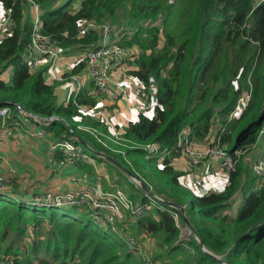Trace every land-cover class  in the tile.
<instances>
[{
	"label": "trees",
	"instance_id": "16d2710c",
	"mask_svg": "<svg viewBox=\"0 0 264 264\" xmlns=\"http://www.w3.org/2000/svg\"><path fill=\"white\" fill-rule=\"evenodd\" d=\"M33 1L42 7L44 34L62 49L83 50L97 44V32L79 37L84 21L109 22L122 46L140 49L130 74L148 89L156 87L157 107L155 116L141 115L129 125L125 135L129 143H158L162 149H171L188 130L193 141L204 145L219 124L224 128L221 145L229 154H235L237 142V150L247 152L222 192L197 196L180 183L185 172L174 162L181 155L172 154L160 163L157 157L148 158L143 149H126L123 157L118 153L124 150L121 146L106 139L109 147H105L90 133L78 130L74 118L109 133L101 121L87 118L78 108L98 104L88 91L58 104V83L45 81L48 68L32 74L24 64L33 31L28 0H0L14 21L11 35L0 43V108L18 104L33 114L62 118L94 151L120 163L163 197L164 210L152 209L137 221L128 218L123 231L142 246L144 237L156 238L162 253L153 257L155 262L168 258L178 264H264V178L244 166L264 126V1L66 0L58 7L53 0ZM84 67L80 64L71 74ZM11 68V80L6 82L2 76ZM246 92L247 104L238 113ZM53 126L60 133L68 131L62 122ZM92 156L116 170L113 180L128 177L113 162ZM83 163L81 167L97 180L94 165ZM131 190L135 202L150 201L143 190L133 185ZM19 191L0 193V263L10 256L15 264H142L121 235L100 227L83 209L35 206L26 192ZM238 193L243 201L236 206ZM233 210L235 215L230 214ZM186 220L207 251L221 260L203 251L194 233L188 240L181 238L180 227L187 226Z\"/></svg>",
	"mask_w": 264,
	"mask_h": 264
},
{
	"label": "built area",
	"instance_id": "2783aa9c",
	"mask_svg": "<svg viewBox=\"0 0 264 264\" xmlns=\"http://www.w3.org/2000/svg\"><path fill=\"white\" fill-rule=\"evenodd\" d=\"M263 1L257 0L258 3ZM28 2L30 4L29 7L34 10L33 31L23 57L24 64L28 67L29 72L33 74L44 65L50 63L48 71L52 78L63 79L56 77V67H58L60 62H65L64 60L62 61L65 49L60 48L53 38L44 34L41 5L33 0H28ZM170 3L172 4L173 0H170ZM0 5L2 6L1 3ZM52 5H55V1ZM1 9L3 12L0 13V43L11 35L14 27L12 12L6 10L3 6ZM91 31L99 33L98 42L96 45L87 46L82 56L73 62L69 79L75 88L74 99L84 91L88 82H92L93 90L89 94L95 98L98 104L94 107L78 106V108L84 116H90L110 127L111 133L105 134L98 129L83 126H78V130L90 133L98 143L105 147H109L106 139L121 146L124 150H119L118 153H121L123 157H126V149H143L147 152L148 158L157 157L161 163L165 158L172 156V154H179L187 160L188 170H194L198 173L195 177V184L198 187H203V177L208 173L216 175L220 171L229 173L236 171L240 160L247 150H236L234 155L229 154L228 149L221 145L220 134L223 133L224 128L219 124L213 129L212 140L204 145L193 141L188 130H184L181 133L179 141L171 149H162L158 143L145 145L129 143L125 139L126 130L131 123L137 122L139 117L138 120L128 124L115 125L109 120L104 109L99 106V102L108 99L116 104L125 100L128 102V111L131 114L137 111L138 116L148 115L153 110L151 99L153 96L156 97V88L152 86L148 89L142 81L130 74L134 69L132 63L137 59L136 52L133 48L122 46L119 43L117 29H114L108 22L99 24L95 21H84L80 23L79 37H84ZM82 63L85 64V67L78 74H71ZM118 70H120L118 75L121 76V79L115 81L114 76ZM135 80H138L143 86L135 84ZM126 84L134 87L138 102L129 104L131 94ZM246 104L247 100L242 98L239 101L236 112L241 106L243 108ZM156 107L151 116H155ZM58 122H62L68 127V131L62 134L51 147L60 156L59 164L61 166L78 165L83 162H89L97 169L96 159L81 143L84 139L74 134L67 121L54 115L42 116L30 113L18 104L5 105L0 108V132L2 130L9 133L18 131L33 137L46 139L49 130ZM262 138L264 139V126L259 134L257 143ZM90 147L92 148V146ZM97 157L107 159L106 156ZM252 171L259 179L264 178V153L253 163ZM97 177L98 179L93 184L88 185L82 191H66L62 193L46 191L34 196L32 203L35 206L46 208L79 207L100 227L121 235L129 248L140 257L142 264H157L153 256L139 243V239L125 234L123 232L125 228H122V226L127 218L137 221L152 209L164 210V205L167 204L166 200L154 194L153 197H150L151 199L148 203H137L121 190L119 184L110 183L109 181L107 184L109 189H107L103 182V179L107 177L100 175L98 171ZM134 184L137 190H143L142 180L134 179ZM7 189L5 178L0 173V193L5 192ZM176 219H178V215H176ZM180 229L181 238L184 240H188L193 234L188 226L180 227ZM0 264H15V261L14 258L8 256Z\"/></svg>",
	"mask_w": 264,
	"mask_h": 264
},
{
	"label": "crops",
	"instance_id": "0c3cea01",
	"mask_svg": "<svg viewBox=\"0 0 264 264\" xmlns=\"http://www.w3.org/2000/svg\"><path fill=\"white\" fill-rule=\"evenodd\" d=\"M54 1L56 7H58L60 5H58V0ZM33 12V8L29 7L27 9V14H29V16ZM132 48L135 50L136 58L138 59L141 54L140 49L137 47ZM78 52H82L83 54L84 51L80 47H74L65 49V51L63 52L64 58L62 59V61L66 58L67 54H76V56H74V54L70 55L74 56L71 58L67 56L70 59H68L67 62H60L58 64V67H56V77L63 79L52 78V75L49 74V71H47V73L45 74V81L47 84L52 85L54 83H58L55 91L58 104H67L68 99L72 94V86L68 85L66 87H62L61 85L67 82V80H70L69 75L73 62L80 56H82V54L78 55L80 54ZM137 59H135V61L132 63V66H134V63ZM49 67L50 63L44 65L42 68H48L49 70ZM119 71L120 70H118L114 76L115 81L121 79V76L118 75ZM11 74L12 68L9 69L7 73L2 76V78H4L6 82H10L12 77ZM92 85V82H88L86 84V87L84 88V91L91 92L93 90ZM107 100L108 99H104V101ZM104 101L99 102V106H102V103ZM110 102V106L115 105L114 102ZM129 114L131 117L134 116V113L131 114L129 112ZM88 117L93 119L90 116H87V118ZM138 117L139 116L137 115L135 121L138 120ZM128 123L119 122L118 124ZM78 126H83L86 128L91 127L88 124ZM66 132L67 131L60 133L57 131V128L53 126L49 130L48 137L46 139H42L27 135L23 132L16 131L9 133L2 130L0 132V173L5 178L8 189L13 190L14 188H17L18 191L20 190V193L28 194V200H32L34 196L43 193L44 190L55 193H62L66 191L79 192L86 188L88 185L93 184L96 181V176L89 174L88 169L81 167V164L84 163L78 165L62 166L59 164L60 156L55 153L51 147L52 144L55 143L58 138ZM255 148L256 153L251 155L248 160V168H246L250 171H252L253 163L264 153L263 138L253 149ZM174 166L183 172H186L188 170V162L183 157H179L178 159H176L174 162ZM106 167L110 166H108L107 164ZM93 168L95 169V167ZM109 173L111 177L115 175L111 167ZM104 186L109 189L106 182H104ZM43 187H45V189ZM122 228H127L125 222ZM144 238L146 240H142V244L147 252H149L151 255L153 254V257L162 253V251L158 247V242L156 239L153 238L154 240H152V237L150 236H146ZM178 259L180 260L181 256H179ZM172 262L173 260L168 258L164 262L156 261L157 264H174V262Z\"/></svg>",
	"mask_w": 264,
	"mask_h": 264
},
{
	"label": "rangeland",
	"instance_id": "374dc122",
	"mask_svg": "<svg viewBox=\"0 0 264 264\" xmlns=\"http://www.w3.org/2000/svg\"><path fill=\"white\" fill-rule=\"evenodd\" d=\"M80 1H82V0H80ZM65 3H66V0H58V5L60 4L59 6L65 4ZM54 7H56V4L54 5ZM1 8H2V6L0 5V13L3 12V10ZM121 15L122 14H120V18H121ZM30 18H31V21H32L33 20V13L30 14ZM85 50H86V47L83 49V51L85 52ZM78 53H80L78 55H81L82 54V52H78ZM73 54H74V56H76L75 53H73ZM73 54H67V56H69L71 58V57H74V56H70V55H73ZM67 56L64 59L65 62L68 59H70ZM135 84L140 85V86H143V84L140 83V82H138V80H135ZM68 85L72 86V94H71V96L68 99V101H69L71 99V97L73 96L74 91H75L74 85L72 84L71 80H67V82L63 83L61 86L62 87L65 86L66 87ZM126 86L129 88L130 94H131V99L129 101V104H133L135 102H138V100H137V98L135 96V89H134V87L131 86V85H129V84H126ZM248 97H249V95H248L247 92L244 93L243 96H242V98L244 100H247ZM151 100H152V104H153V110L148 113L149 116H151L153 114L154 108L157 105L156 97L153 96ZM144 103H146V101H144ZM110 104H111V102L109 100H107V101H104L102 103V106H100V107L104 109L107 117L109 118V120L112 123H114L116 125L119 122L128 123L130 121H135V118L137 117L138 113H137V111H135L134 112V116L133 117L130 116V114L128 112V102H126L125 100H123V101H120L117 104L112 105V106H110ZM242 110H243V108L241 106V108L238 109V113H240ZM73 121H74L73 122V126L74 127H76L78 125H86L85 121L83 119H81V118H74ZM106 127H107L109 133H111V128L108 127V126H106ZM256 148L253 149L252 151H250L245 156V159H244V166H245V168H248V160L251 157V155H253V154L256 153ZM259 150H260V148H259ZM106 165H107V163H97V169L96 170L98 171V173L100 175H104L105 177H107L106 179H103V182H106L108 184L109 181H110V183H116L117 180H120V184L119 185H120L121 190H123L132 199V196H133L134 193L131 190V186L133 185L135 187L134 179L132 177L128 176V174L125 173L128 176L127 178H129L130 181H128V179L125 178V177H123V176H117L115 180H112L114 178V176L111 177V175L109 173L110 167H106ZM111 169L113 170L114 173L116 172V170L113 169L112 167H111ZM116 175H117V173H116ZM196 175H198V173L195 172L194 170H190V171L187 170L185 172V174L181 177L180 183L191 194L197 195V196L207 195L209 193H220V192H222L225 189V187L228 185V181H229V178H230V173L229 172H226V171H220L216 175L213 174V173L212 174L208 173L207 175H205L203 177V180H204L203 187H198L195 184V177H196ZM46 186H48V185H46ZM45 187H43V188L45 189ZM44 192H46V191L44 190ZM234 199H235V202H236L235 203L236 206L239 203H240L239 205H241V203L243 201V198L241 200L240 193H238ZM137 203H139V202H137ZM236 211L237 210H233V212H231L230 214L235 215ZM153 238L154 237H152V240L156 239V238H154V239ZM144 240H146V239L144 238ZM157 242H158V240H157ZM173 262H174V264L175 263L178 264L177 263L178 262L177 260L176 261L173 260Z\"/></svg>",
	"mask_w": 264,
	"mask_h": 264
},
{
	"label": "water",
	"instance_id": "95a60500",
	"mask_svg": "<svg viewBox=\"0 0 264 264\" xmlns=\"http://www.w3.org/2000/svg\"><path fill=\"white\" fill-rule=\"evenodd\" d=\"M82 145L87 149L89 150L92 154H95L96 156H104L96 151H94L86 141H81ZM237 147H238V142L236 143V146L234 147L233 151H236L237 150ZM105 157V156H104ZM107 160H109L107 158ZM110 162H113L114 164H116L120 169H122L123 172H125L126 174H128V176L138 180V181H141V179L136 175V174H132L129 170H127L123 165H121L120 163L118 162H114L112 160H109ZM142 188L143 190L150 196V197H153L154 196V193L152 191V189L150 187H148L144 182H142ZM169 206L173 207V208H177V209H180L181 213L184 214V210L182 208H180V206H178L176 203H173V202H170L168 203ZM187 222V226L190 228V230L192 231V233H194L196 239L199 241L200 243V247L203 251H205L206 253H208L209 255L213 256L215 259L217 260H221V258L219 257H216L214 255H212L210 252L207 251V249L205 248L204 246V243L202 241H200L198 235L195 233L194 231V228L192 227L191 223L186 220Z\"/></svg>",
	"mask_w": 264,
	"mask_h": 264
},
{
	"label": "clouds",
	"instance_id": "9594fccd",
	"mask_svg": "<svg viewBox=\"0 0 264 264\" xmlns=\"http://www.w3.org/2000/svg\"><path fill=\"white\" fill-rule=\"evenodd\" d=\"M107 160V159H106Z\"/></svg>",
	"mask_w": 264,
	"mask_h": 264
}]
</instances>
